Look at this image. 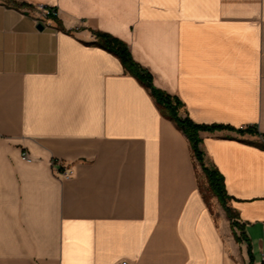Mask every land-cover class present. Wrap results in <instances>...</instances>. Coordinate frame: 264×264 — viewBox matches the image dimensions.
I'll return each mask as SVG.
<instances>
[{
    "label": "crops",
    "instance_id": "crops-1",
    "mask_svg": "<svg viewBox=\"0 0 264 264\" xmlns=\"http://www.w3.org/2000/svg\"><path fill=\"white\" fill-rule=\"evenodd\" d=\"M97 31L194 122L233 128L200 146L241 228ZM261 134L264 0H0V264H261Z\"/></svg>",
    "mask_w": 264,
    "mask_h": 264
},
{
    "label": "trees",
    "instance_id": "trees-1",
    "mask_svg": "<svg viewBox=\"0 0 264 264\" xmlns=\"http://www.w3.org/2000/svg\"><path fill=\"white\" fill-rule=\"evenodd\" d=\"M95 34L98 38L96 43L118 56L124 68L150 90L162 112L170 120L174 121L178 128L187 135L193 154L201 164L202 169L208 179L209 190L220 201L222 207L227 212L232 225L234 227L241 228V224L237 221L238 214L230 205L231 197L227 193L224 176L217 168L206 164L205 153L200 146L202 142V138L200 137L201 131H214L233 128L223 125H202L194 122L188 115L183 114L182 111L184 103L180 100V98L171 95L170 93L154 85L152 74L135 61L129 47L122 40L102 31H97ZM237 131L242 134L249 132L260 135L256 129L250 127L240 128ZM261 136V141L250 143L264 149V134H261ZM236 239L239 240L237 235Z\"/></svg>",
    "mask_w": 264,
    "mask_h": 264
},
{
    "label": "built area",
    "instance_id": "built-area-1",
    "mask_svg": "<svg viewBox=\"0 0 264 264\" xmlns=\"http://www.w3.org/2000/svg\"><path fill=\"white\" fill-rule=\"evenodd\" d=\"M39 10L41 12V18H55L58 15V11L54 8L47 6H39ZM24 158L30 160V155L25 152ZM260 263L264 264V249L260 253ZM121 264H130L128 261H123Z\"/></svg>",
    "mask_w": 264,
    "mask_h": 264
},
{
    "label": "rangeland",
    "instance_id": "rangeland-1",
    "mask_svg": "<svg viewBox=\"0 0 264 264\" xmlns=\"http://www.w3.org/2000/svg\"><path fill=\"white\" fill-rule=\"evenodd\" d=\"M199 162V161H198ZM201 165V164H200ZM202 167V166H201ZM200 171H201V168H200ZM203 175V174H202ZM204 176H202V186H203V190L205 191V193H206V195H209V196H211L212 195V193H211V191L209 190V184L207 185V184H205V180H204V178H203Z\"/></svg>",
    "mask_w": 264,
    "mask_h": 264
},
{
    "label": "water",
    "instance_id": "water-1",
    "mask_svg": "<svg viewBox=\"0 0 264 264\" xmlns=\"http://www.w3.org/2000/svg\"><path fill=\"white\" fill-rule=\"evenodd\" d=\"M38 28H39V29H43V25L40 24V25L38 26Z\"/></svg>",
    "mask_w": 264,
    "mask_h": 264
}]
</instances>
